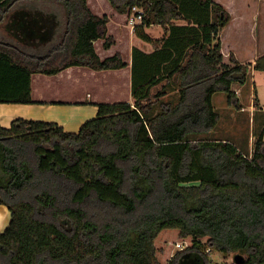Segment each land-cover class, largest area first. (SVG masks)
Here are the masks:
<instances>
[{"label": "trees", "instance_id": "obj_1", "mask_svg": "<svg viewBox=\"0 0 264 264\" xmlns=\"http://www.w3.org/2000/svg\"><path fill=\"white\" fill-rule=\"evenodd\" d=\"M107 1L120 15L144 12L134 32L155 51L133 50V102L99 104L78 133L25 119L0 125V205L11 212L0 264H209L207 249L264 264V126L252 157L203 138L220 121L215 94L241 108L233 85L247 82L250 66L241 54L264 72L253 26L263 0ZM36 2L62 9L65 28L48 13L49 43L0 42V104L33 103L34 75L128 67L119 53H97L96 42L109 50L116 41L88 0H0V26L11 17L16 33L18 8ZM152 25L164 38L149 36ZM172 83L178 103H160ZM178 243L187 248L174 253Z\"/></svg>", "mask_w": 264, "mask_h": 264}, {"label": "rangeland", "instance_id": "obj_2", "mask_svg": "<svg viewBox=\"0 0 264 264\" xmlns=\"http://www.w3.org/2000/svg\"><path fill=\"white\" fill-rule=\"evenodd\" d=\"M89 7L91 11L99 16L107 15L109 17V35L116 38L117 45L115 49L113 50V54L119 53L123 56V59L128 58L131 59L130 54V48L128 45H126V36L124 35V32L122 31L121 27H124L129 32L132 31V28L128 25L127 22V14L120 15L117 14L114 10H112L110 4L107 0H89L88 2ZM19 10L24 9V13H21V21L15 29L13 26H11V23L13 19L11 17L8 18V20L0 26V42L3 43H10L13 45L20 46L18 43L21 42L23 39V43L30 45L32 42L33 44H47L49 43L50 39H53L52 33L54 32V29L49 32L51 29V24L48 22L49 19L45 17L44 14L48 13H62L57 14L58 19L60 23L63 26V30L66 25V17L64 15V11L62 9H58L54 6L48 5V3L45 2H36L33 4H25L21 5ZM29 13L30 16H27ZM33 16V17H31ZM32 18L30 21L25 22L24 18ZM37 19V20H36ZM62 22H65L64 24ZM260 22V18H259ZM119 25V26H118ZM126 26V27H125ZM10 28V30H8ZM45 29V31H43ZM12 31V33H11ZM49 32V33H48ZM61 31L58 30L57 35L60 34ZM151 35L156 34L155 36H158L161 34L160 30H156L153 28L148 31ZM120 33V34H119ZM13 35V36H12ZM51 35L50 39L45 41L49 36ZM127 35V34H126ZM13 37V38H12ZM128 39V37H127ZM126 43V44H125ZM261 43V42H260ZM32 45V44H31ZM27 52L29 50L24 49ZM96 51L99 54L101 58H105L107 56H110L109 53L104 51L103 49V41H98L96 43ZM126 56V57H125ZM243 57L241 59L242 63H248L251 59L248 58L247 54L243 53L241 54ZM254 64H250L249 71L255 70ZM87 71H91L88 68H84ZM109 72V71H108ZM108 72H100L102 73H108ZM103 75V74H102ZM109 75V76H105ZM254 77L250 76L248 81L244 85L234 84L233 91L236 93L237 98L240 96L239 102L241 105V108H235L234 106H231L228 104V95L226 93H217L214 96V103L215 108L217 112L220 115V121L218 126L209 134L205 135L203 138H207L209 140H227L232 142L234 145H236L238 148H240L245 153H248L250 157L254 154L255 144L262 133L263 126H264V112L259 107L257 108L255 106V101L257 103H260L259 99L263 100V109H264V72L257 71L254 73ZM105 76V77H103ZM103 76H97L96 78L93 77L89 84H86V86H79L77 89L78 96L81 98H84L85 102L88 103L84 106H78L79 108L85 109L88 107V114L82 113H76L73 112L74 110H66L63 109L62 112H60V116L58 117L61 119L58 123L60 126H62L67 132L69 133H78L82 127V125L92 119H95L98 115V105L99 104H112L118 101H126L128 100V97H125L123 94H127L128 92L125 90V93H123V90L121 92L115 93L112 91L115 89L113 87L114 83L110 84L109 81L116 80L117 75L111 74V71L109 74H104ZM99 78H104L108 82L106 86H102L100 88V84L98 83ZM254 87L257 88L258 95L256 94V90ZM240 88L242 90H240ZM161 90V89H160ZM179 90L180 88L172 83L168 86H166V89L164 90V94L159 98V102L162 103H172L173 105H176L179 101ZM238 90V91H237ZM75 91V93L77 92ZM240 91V92H239ZM90 94V96L93 98L92 101L98 102L97 104H92V101L87 99L86 94ZM157 92H154L156 94ZM239 93V94H238ZM116 96V97H114ZM124 96V97H123ZM259 101V102H258ZM90 103V104H89ZM13 105V104H12ZM19 105V104H16ZM14 105V106H16ZM72 109V108H71ZM92 109V110H89ZM262 110V111H261ZM161 108L160 105H157L154 108V115L160 113ZM25 120H33V119H25ZM39 121V120H34ZM43 122H52L51 120H46ZM57 123V122H56ZM12 124V123H11ZM4 128H9V126H3ZM9 211V209L4 206L0 205ZM11 214V212L9 211ZM10 214L7 213L6 219L3 220L4 224H6L9 221H11ZM10 218V220H9ZM4 224L0 223V228H4ZM8 224V225H9ZM4 225V226H3ZM7 225V227H8ZM5 227V228H7ZM180 248L174 249V253H176ZM173 253V254H174ZM209 257V264H234V255H228L225 256L224 254L212 250L211 254L207 253Z\"/></svg>", "mask_w": 264, "mask_h": 264}, {"label": "crops", "instance_id": "obj_3", "mask_svg": "<svg viewBox=\"0 0 264 264\" xmlns=\"http://www.w3.org/2000/svg\"><path fill=\"white\" fill-rule=\"evenodd\" d=\"M88 2H89V0H88ZM226 3H228V2L227 1L222 2V4L224 6L231 7V5H232L231 3L230 4H226ZM230 12H231V14L234 13L233 17H235V19H236L235 20L236 26H238V24L239 25H245V23L247 21L246 15H244V14L239 15V14L235 13L233 10H230ZM56 14H60V13H56ZM260 16H261V18H260ZM259 18H260V22H259ZM261 19H262V21H261ZM62 23L64 24L65 22H62ZM178 24L185 25L184 22H180ZM235 24H234V26H235ZM60 26H61V30H62L64 25L60 24ZM253 26L255 27V30L257 32V56L259 57V56L264 55V0H263V8H261V12H260L259 16L257 17L255 24ZM121 28H122V31L124 32V35L126 36V43L127 44L126 43L125 44L128 45L130 43L128 47L130 48L131 59L129 60L128 58H125V60H124L128 64L127 68H125L123 70H118V71H111V74L117 75V79L114 81L110 80L109 83L110 84L114 83L113 87L115 89H113L112 91H114L115 93H117L118 91L121 92L122 90H123V93H125V90H126L128 93L127 94L125 93L123 95L125 97H128L127 98L128 100H126L124 102H130L131 103V102H133V99L131 96V87H132L131 64H132L133 50L136 48V49H139L140 51H142L146 54H152V53H154L155 49L152 45L141 41L135 35V32L133 29L131 32H129L124 27H121ZM153 28L155 29V31L160 30L161 34L158 36H155L156 34L151 35L148 31L153 29ZM146 31L149 34V36L155 40L162 39L165 36L164 30L160 26H157V25H152ZM127 37H128V39H127ZM116 40L117 39L115 38V41ZM96 43H95V45H96ZM116 45H117V41H116V44L114 46H112V48H110L109 50H104L107 53H109V55H110V56H107L105 58L112 57L114 55L112 52L115 49ZM105 58H102V59H105ZM254 61L255 60H251L249 63L251 64ZM105 72H108V71H105ZM255 72H257V71L256 70L249 71L248 79L250 78V76L254 77ZM109 73H110V71L108 73H102V74L104 75V74H109ZM102 74L100 72H96V71H92V72L87 71L84 68H70V69L60 73L59 75L53 76V77H48V76H43V75H34V76H32L33 103H31V104H19V105H16V104H13V105L12 104H0V125L2 127L3 126L6 127L9 125L11 126V123L16 119H33V121L39 120L41 122L46 121V120H51L52 122H49V123H56L57 122L56 124H58L60 126L59 121L61 119H59L58 117L60 116V112H62L64 108L66 110H69V111L74 110L73 112H75V114L76 113H82V112H85L84 114H88L87 113L88 107H86L85 109L78 107V106H84L85 104L88 103V101L86 103L84 98H81L78 96V91H77L78 89L77 88L81 85L86 86V84H89L90 81H93L92 80L93 77L96 78L97 76H103ZM105 76H109V75H105ZM105 76H103V77H105ZM98 83L100 84L99 85L100 88L102 86H106L108 84V82L104 78H99ZM254 89L256 90V94L258 95L257 88L254 87ZM240 90H242V89L240 88ZM75 91H77V92L75 93ZM86 95H87L86 96L87 99L92 101L93 98L90 96V94L88 93ZM114 97H116V96H114ZM238 97L240 99V96H238ZM259 100H260V103H258V106H256V105L255 106L257 108L259 107L264 112L263 107H261V106H263V100L262 99H259ZM118 102H121V101H118ZM97 103L98 102H96V101H92L93 105L97 104ZM14 105H16V106H14ZM213 105L215 107L214 97H213ZM259 105H261V106H259ZM89 110H92V109H89ZM88 112L90 113V111H88ZM60 127H62V126H60ZM7 213L10 214L6 208L0 206V223L4 224L3 220L6 219ZM10 218H11V214H10ZM10 218H9V220H10ZM8 224H9V221L6 224H4L5 226L3 225L4 228H0V231L3 232L6 229L5 227H7Z\"/></svg>", "mask_w": 264, "mask_h": 264}, {"label": "built area", "instance_id": "obj_4", "mask_svg": "<svg viewBox=\"0 0 264 264\" xmlns=\"http://www.w3.org/2000/svg\"><path fill=\"white\" fill-rule=\"evenodd\" d=\"M143 18H144V12L141 9L134 7V8H132V10L127 15L128 25L134 30L136 26H138L142 23ZM177 248H180L179 250H183V249L187 248V245H185L183 243H178L175 247V250ZM206 252L211 254L212 251H211V249H207Z\"/></svg>", "mask_w": 264, "mask_h": 264}, {"label": "water", "instance_id": "obj_5", "mask_svg": "<svg viewBox=\"0 0 264 264\" xmlns=\"http://www.w3.org/2000/svg\"><path fill=\"white\" fill-rule=\"evenodd\" d=\"M235 261L237 262V261H241L243 258L241 257V256H235Z\"/></svg>", "mask_w": 264, "mask_h": 264}]
</instances>
